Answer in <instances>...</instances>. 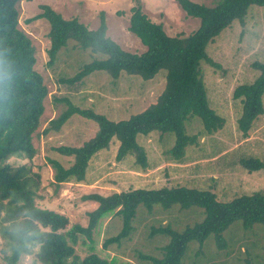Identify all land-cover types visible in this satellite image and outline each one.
Here are the masks:
<instances>
[{
    "label": "rangeland",
    "instance_id": "obj_1",
    "mask_svg": "<svg viewBox=\"0 0 264 264\" xmlns=\"http://www.w3.org/2000/svg\"><path fill=\"white\" fill-rule=\"evenodd\" d=\"M191 1L212 6L218 0ZM136 4H140L148 19L161 24L168 36H187L198 27V19L187 16L175 0H19L17 4L18 28L31 41L34 69L41 75L47 95L39 127L32 135L35 155L28 159L24 154H16L6 162L15 166L29 164L30 170L38 175L35 205L64 215L68 227L87 225V212L97 206L95 201L82 199L87 194L109 196L133 189L185 187L208 190L215 194L216 200L227 202L240 195L264 192V169L249 172L240 164L241 159L249 158L264 163V95L262 113L252 122L246 138L237 126L242 105L240 99L233 97L237 86L250 84L257 77L258 70L253 63H264V5L256 4L248 7L243 23L234 19L207 45V55L216 66L204 60L199 63L208 106L224 121L219 129L207 133L198 116L189 117L184 122V134L195 135L196 142L186 144L178 158H173L170 152L175 144L174 133L138 135L136 141L144 152L143 164L135 153L117 161L118 142L113 139L107 149L91 158L83 182H53L54 170L46 158L55 159L64 167L73 160L53 148L78 147L98 131L93 120L77 114H72L58 129H51L49 121L67 108V102L109 120L127 119L155 102L164 87L166 71L159 70L149 80L122 72L114 80L107 72L98 70L79 83H61L60 78L71 77L84 64L103 56L77 48L68 41L58 52L56 61L48 66V22L43 18L27 20L41 13L40 5H48L64 19L77 18L89 29H96L102 17L109 38L126 51L141 53L145 47L128 30L130 9ZM45 128L48 130L44 133ZM203 217V209L196 206L180 208L173 204L164 209L154 204L148 210L139 204L129 235L104 248V240L116 235L122 225L119 216L106 215L97 222L90 237L78 235L71 244L77 257L75 264L90 253L107 260L108 264H152L141 256L160 258V248L169 241L167 236L151 235L152 228L169 225L181 232ZM221 235L220 247L214 234L208 235L201 244L190 241L180 264H264V225L256 223L245 228L241 220H236ZM2 250L8 252L6 241L0 235V264H4ZM32 250L31 254L22 255L18 264H40L35 254L37 247Z\"/></svg>",
    "mask_w": 264,
    "mask_h": 264
},
{
    "label": "trees",
    "instance_id": "obj_2",
    "mask_svg": "<svg viewBox=\"0 0 264 264\" xmlns=\"http://www.w3.org/2000/svg\"><path fill=\"white\" fill-rule=\"evenodd\" d=\"M175 1L187 16L198 19L197 29L187 36H168L162 25L148 19L140 4H136L130 9L128 30L145 47L141 53L126 51L109 38L102 17L96 29H89L77 18L64 19L48 5H40L41 13L27 20L43 18L48 22V66L56 61L58 52L68 41L77 48L103 56L84 64L71 77L60 78L61 83H79L98 70L107 72L114 80L122 72L149 80L159 70L166 71L164 87L155 102L127 119L109 120L102 114L79 109L67 102V108L49 121L51 129H58L72 114H77L93 120L98 131L78 147L62 145L53 148L61 155L73 157L67 167L55 159L46 158L54 170L53 182L56 184L83 182L91 158L98 151L107 149L113 139L118 142L117 161L135 153L143 164L144 152L136 141L138 135L174 133L175 144L170 152L173 158H178L186 144L196 142L195 135L184 134V122L189 117L198 116L207 133L223 125V119L208 106L199 63L204 60L216 66L207 55V45L234 19L243 23L248 7L251 4L264 5V0H218L212 6L191 0ZM18 2L0 0V235L6 241L8 251L2 250L4 264H18L20 257L31 254L34 247H37L35 254L40 264H75L77 257L71 244L76 242L78 235L90 237L102 217L114 214L121 218V229L105 239L102 246L106 248L111 243H118L131 232V221L139 204L148 210L154 204L164 209L173 204L180 208L196 206L204 213L199 223L186 226L181 232L169 225L152 228L151 235L169 238L168 243L160 248V258L141 256L152 264H180L187 244L190 241L201 244L210 234H214L217 245L222 246L221 233L236 220H241L245 228L256 223L264 225L262 191L240 195L227 202L216 200L215 194L208 190L185 187L133 189L109 196L87 194L82 199L95 201L97 206L87 212L86 226L73 224L71 227H68L64 215L36 206L34 189L38 175L30 170L29 164L15 166L6 162L9 156L16 154H24L28 159L35 155L32 135L39 127L43 100L47 95L43 79L34 69L31 41L18 28ZM253 67L258 70L255 80L239 85L233 91V97L240 99L242 105L237 126L244 138L248 137L252 122L263 110L264 63L254 62ZM47 130L45 128L43 132ZM240 164L249 172L264 169V163L258 159H241ZM79 264L108 262L90 253Z\"/></svg>",
    "mask_w": 264,
    "mask_h": 264
}]
</instances>
